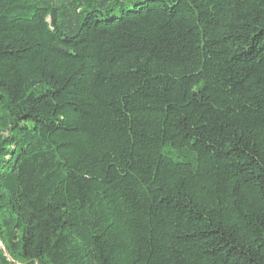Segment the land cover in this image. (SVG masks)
I'll list each match as a JSON object with an SVG mask.
<instances>
[{
  "label": "trees",
  "instance_id": "trees-1",
  "mask_svg": "<svg viewBox=\"0 0 264 264\" xmlns=\"http://www.w3.org/2000/svg\"><path fill=\"white\" fill-rule=\"evenodd\" d=\"M0 264H264V0H0Z\"/></svg>",
  "mask_w": 264,
  "mask_h": 264
},
{
  "label": "rangeland",
  "instance_id": "rangeland-1",
  "mask_svg": "<svg viewBox=\"0 0 264 264\" xmlns=\"http://www.w3.org/2000/svg\"><path fill=\"white\" fill-rule=\"evenodd\" d=\"M0 248H4L5 249V247L3 246L1 240H0Z\"/></svg>",
  "mask_w": 264,
  "mask_h": 264
}]
</instances>
